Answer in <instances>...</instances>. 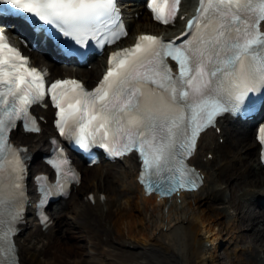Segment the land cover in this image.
I'll use <instances>...</instances> for the list:
<instances>
[{"label": "snow or ice", "instance_id": "1", "mask_svg": "<svg viewBox=\"0 0 264 264\" xmlns=\"http://www.w3.org/2000/svg\"><path fill=\"white\" fill-rule=\"evenodd\" d=\"M180 3L151 0L150 8L157 21L168 24L175 20ZM0 4L54 25L81 47H87L89 40L103 44L111 37L114 42L119 35L112 30L119 19L115 0H0ZM6 11L0 8V13ZM262 22L264 0L255 4L200 0L198 14L188 20L180 36L165 42L142 35L133 48L112 53L108 72L93 91L75 80H56L46 89L43 74L28 67L27 59L0 31V254H8L7 264H16L11 237L25 203L24 162L9 143V133L17 121L26 131H39L29 114L32 105L50 95L58 109L60 135L82 149L97 146L114 155L138 150L144 166L141 180L150 191L170 195L186 185L195 188L199 177L185 160L199 133L224 113L240 114L249 94L264 89ZM65 163L59 160L55 167L67 175ZM164 172L169 174L166 181L152 179ZM41 189L44 203L63 186L53 189L42 184ZM0 264L5 261L0 259Z\"/></svg>", "mask_w": 264, "mask_h": 264}, {"label": "bare ground", "instance_id": "2", "mask_svg": "<svg viewBox=\"0 0 264 264\" xmlns=\"http://www.w3.org/2000/svg\"><path fill=\"white\" fill-rule=\"evenodd\" d=\"M133 10L129 7L127 12ZM139 18L130 23L133 34L125 44L132 43L139 33H165L171 37L182 29V26L176 29L156 26L145 13ZM104 63L105 58H98L93 71L64 69L90 81L98 78ZM55 69L59 73V67ZM49 134L48 126L44 125L43 132L27 142L35 155L44 150ZM221 134L224 143H229L228 149L218 142L216 135L207 132L201 137L192 159L206 176L203 186L197 192L178 194L170 199L143 196L135 180L138 165L134 159H125L119 169L115 165L94 166L90 181L94 201L81 199L73 207L67 223L64 222L67 230H61L60 237L55 231L56 227L60 228L55 219L43 230L28 213L17 242L21 263L32 264L29 255L35 250L45 255L42 260L47 264H105L104 255H107L108 264L130 260L137 264H219L211 256L212 249L208 251L204 244L211 242L210 237L215 241L212 236L216 231L235 238L226 228L225 219L239 228L236 237L244 243L241 252L246 260L237 264H264V210L260 212L250 207L251 203L264 198V175L261 170H254L257 146L247 130L223 126ZM208 154L220 160L213 163L207 158ZM230 158L244 162L243 169L233 178L227 174ZM219 177L221 180L225 177V181L220 182ZM229 189L240 191L237 200L227 195ZM100 193L105 194L104 199L100 198ZM132 193L134 203L130 202ZM230 209H234V215ZM145 215H148V222L144 221ZM64 237L75 240L76 248L80 247L79 243H85L88 251L83 253L75 248L73 251L69 243L63 241ZM63 248L68 251L62 253ZM154 248L158 251L153 252Z\"/></svg>", "mask_w": 264, "mask_h": 264}, {"label": "rangeland", "instance_id": "3", "mask_svg": "<svg viewBox=\"0 0 264 264\" xmlns=\"http://www.w3.org/2000/svg\"><path fill=\"white\" fill-rule=\"evenodd\" d=\"M215 161H216V159H215ZM235 169L236 168H234L230 165L228 175H231V178L234 177L235 173H239ZM89 181H90V179L89 180L86 179V181L83 184L81 191L88 187ZM221 181L222 180L220 179V182ZM223 186H225V185H223ZM227 193L230 197H233L234 199L237 198V192L235 193L231 190H228ZM75 200H76V198H75ZM180 201L181 200H179V199L177 200L178 203H180ZM130 202L134 203L133 200H130ZM230 212L233 213V215L235 214L234 209H231ZM137 213L138 212H136V214ZM144 221L148 222V215L144 216ZM223 221H224V223L226 222V224H225L226 228L228 227L227 229L235 236V238H230V235L225 234V232H217L216 231L214 233V235L212 236V238H215V241L212 242L211 237L209 236L211 244H212L211 248L209 247L210 250L212 249V251H211L212 255L211 256L215 257V261L219 264H237L238 261H240V260H246L245 256L241 252V249H242L244 243L242 241H240L239 238L236 237L239 235V233H238L239 228L236 227V225H234V224L228 223L225 219ZM235 223H236V219H235ZM139 228H141V227H139ZM61 230L66 231L67 227L63 226V227H61ZM61 235L62 234L59 233V236H61ZM63 241H65V243H67V242L72 243L73 242V240H71L68 237H64ZM69 245L71 248H73V245H71V244H69ZM209 248H208V251H209ZM67 251L68 250L66 248L62 249V253H65ZM229 253H232L233 255H228ZM29 259L32 262V264H47L42 260L43 256L40 255L37 251H31V255H30ZM103 259L106 262L105 264H108L106 255L103 256ZM122 264H137V263L134 260H132V261L130 260V261H124V262H122Z\"/></svg>", "mask_w": 264, "mask_h": 264}]
</instances>
